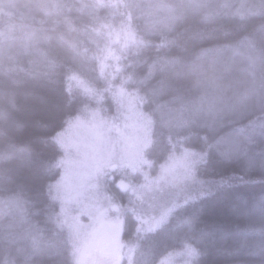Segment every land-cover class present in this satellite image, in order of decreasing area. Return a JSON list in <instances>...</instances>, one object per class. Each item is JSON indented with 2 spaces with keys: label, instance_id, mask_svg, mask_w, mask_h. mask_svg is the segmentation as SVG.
I'll return each mask as SVG.
<instances>
[{
  "label": "trees",
  "instance_id": "trees-1",
  "mask_svg": "<svg viewBox=\"0 0 264 264\" xmlns=\"http://www.w3.org/2000/svg\"><path fill=\"white\" fill-rule=\"evenodd\" d=\"M157 3L177 17L150 26ZM91 101L151 124L147 167L107 184L134 247L123 264H264V0H0V264H76L55 138ZM186 155L191 184L141 232L119 181Z\"/></svg>",
  "mask_w": 264,
  "mask_h": 264
},
{
  "label": "rangeland",
  "instance_id": "rangeland-1",
  "mask_svg": "<svg viewBox=\"0 0 264 264\" xmlns=\"http://www.w3.org/2000/svg\"><path fill=\"white\" fill-rule=\"evenodd\" d=\"M240 9H244V15L249 14L244 6ZM149 10L145 15L150 26L166 25L178 14L162 3L153 4ZM112 31L119 42L123 27ZM96 105V101L82 104L78 116L55 138L65 152L61 160L63 175L56 188L64 195L60 196L64 216L80 236L76 264H123L131 258L134 247L122 239L125 210L107 184L113 172L131 175L147 167L145 153L151 140V124L133 106L126 111L131 112V120L121 123L103 115ZM191 163L188 155L175 156L162 166L157 177L143 174L139 182L119 181L118 187L129 195L130 209L137 214L141 232L155 230L166 221L174 208L171 200L178 199L170 189H176V184L181 189L191 184L193 175L186 173ZM181 261L173 257L167 264H184Z\"/></svg>",
  "mask_w": 264,
  "mask_h": 264
}]
</instances>
